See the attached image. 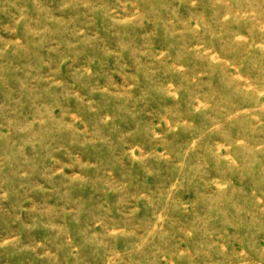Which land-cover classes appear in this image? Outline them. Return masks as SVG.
Masks as SVG:
<instances>
[{"label":"rangeland","instance_id":"1","mask_svg":"<svg viewBox=\"0 0 264 264\" xmlns=\"http://www.w3.org/2000/svg\"><path fill=\"white\" fill-rule=\"evenodd\" d=\"M0 264H264V0H0Z\"/></svg>","mask_w":264,"mask_h":264}]
</instances>
